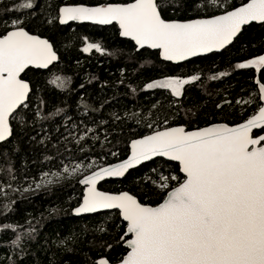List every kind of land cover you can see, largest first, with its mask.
<instances>
[{
  "label": "trees",
  "instance_id": "1",
  "mask_svg": "<svg viewBox=\"0 0 264 264\" xmlns=\"http://www.w3.org/2000/svg\"><path fill=\"white\" fill-rule=\"evenodd\" d=\"M131 1L31 0L33 7L24 8L20 5L27 0H0V35L19 19L29 34L47 39L57 54L56 63L46 70L27 68L22 73L30 92L10 118L11 137L0 143V264H94L101 258L118 262L126 253L125 223L116 211L74 216L72 209L82 196L79 179L124 159L133 139L170 126L192 130L213 123L234 125L261 105L255 78L264 83V69L235 66L264 55V23L244 26L219 53L171 64L160 60L157 51L136 50L119 37L115 25L58 21L61 6ZM247 1L158 4L163 19L184 21L214 16ZM88 43L100 44L103 51L84 52ZM192 76L199 79L184 85L179 97L168 89L146 87L161 79ZM54 81H63V87ZM77 166L79 171L73 172ZM161 175L183 180L177 164L158 158L98 188L125 191L155 206L165 195L157 187ZM177 183L170 181V186Z\"/></svg>",
  "mask_w": 264,
  "mask_h": 264
},
{
  "label": "snow or ice",
  "instance_id": "2",
  "mask_svg": "<svg viewBox=\"0 0 264 264\" xmlns=\"http://www.w3.org/2000/svg\"><path fill=\"white\" fill-rule=\"evenodd\" d=\"M212 4L223 6L221 0H212ZM20 7L32 8L33 3L27 0ZM159 7L158 0L62 7L59 22L116 21L121 36L130 37L139 48L160 49L164 60L177 62L218 51L232 43L242 25L264 22V0H248L222 15L188 22L166 21ZM11 25L12 30L0 35V142L11 135L9 118L28 96L29 85L20 74L30 65L47 68L57 59L47 39L29 34L19 19L12 20ZM93 49L103 51L98 43H88L83 51ZM235 67L260 71L264 69V55ZM198 79L167 78L146 87L170 89L172 95L180 96L184 85ZM54 83L63 87V81ZM259 92L264 100V83L259 84ZM253 129L264 131V106L234 127L222 124L191 132L174 127L134 140L126 160L102 167L79 181L87 188L74 212L120 210L131 234L127 240L130 251L120 264H264V135H253ZM157 156L178 161L184 178L161 175L157 187L165 195L156 206L141 203L128 192L113 195L97 190V182L105 177L124 176L129 169ZM76 171L79 166L73 169ZM170 181L178 183L170 186ZM18 241L19 237L14 243ZM94 264L110 262L101 258Z\"/></svg>",
  "mask_w": 264,
  "mask_h": 264
},
{
  "label": "water",
  "instance_id": "3",
  "mask_svg": "<svg viewBox=\"0 0 264 264\" xmlns=\"http://www.w3.org/2000/svg\"><path fill=\"white\" fill-rule=\"evenodd\" d=\"M132 2H133V1L128 2V3H123V4H122V3H102V4L95 5V6H86V5H79V4H77V5H65V6H61L60 8H62V7H79V6H83V7H105V6H109V5H124V4H129V3H132ZM247 2H248V1H247ZM247 2H245V3H247ZM245 3H244V4H245ZM242 5H243V4H242ZM242 5H240V6H238V7H241ZM238 7H235V8H238ZM60 8H59V10H60ZM235 8H233V9H231V10H228V11H232V10H234ZM59 10H58V21H59V17H60V12H59ZM226 12H227V11H226ZM224 13H225V12L220 13V14H217V15H214V16L222 15V14H224ZM214 16L204 17V18H195V19H208V18H212V17H214ZM195 19L184 20V21H178V20H166V21L188 22V21L195 20ZM59 23H60V22H59ZM71 23H73V24H83V23H86V24H92V25H97V26H110V25H115L116 28H117V30H118V35H119V37L122 38V39H127V40L131 41V42L133 43V45L135 46L136 50L148 49V50H150V51H157L160 60L165 61V62H169V63H171V64H180V63L186 62V61L191 60V59H194V58H198V57H202V56H207V55L212 54V53H219V52L223 51L225 48H227L229 45L232 44V43H230V44L226 45L224 48H222V49H220V50H218V51H213V52H209V53H202V54L197 55V56H191V57H189L187 60H183V61H179V62H177V61H167V60H164V59H163V57H162V55H161V50H160V49H153V48H149V47H147V46H145L144 48H139V46L136 45L135 41H133L130 37H124V36H121V35H120L121 29H120L119 24H118L116 21H113V22L110 23V24H99V23H95V22H93V21H91V20H69V21H68L67 23H65V24H71ZM251 23L261 24V23H264V22L253 21V22H250L249 24H251ZM249 24L242 25L241 30H242V28H243L244 26H247V25H249ZM11 30H12V29H11ZM240 32H241V31H240ZM240 32H239V33H240ZM239 33L237 34V36L239 35ZM31 35H33V34H31ZM34 36H37V35H34ZM237 36H236V37H237ZM37 37H39V36H37ZM236 37H235V38H236ZM39 38H41V37H39ZM235 38H234V39H235ZM41 39H45V38H41ZM234 39H233V41H234ZM233 41H232V42H233ZM49 43H50V42H49ZM53 50H54V49H53ZM56 61H57V59H56L55 61H53V62H52L47 68H49V67L52 66L54 63H56ZM28 68L38 69V68H36L35 66H31V65H30ZM47 68H40L39 70H46ZM25 70H26V69H25ZM25 70H24V71H25ZM22 73H23V72H22ZM22 73L20 74V77H21ZM24 81H25V80H24ZM25 82H26V81H25ZM26 83H27V82H26ZM255 83H256V85H257V90H258V92H259V84H260V83H258L257 78H255ZM28 85H29V84H28ZM29 92H30V86H29ZM29 92H28V94H29ZM27 97H28V96H27ZM259 99H260V92H259ZM26 100H27V98L25 99L24 103L26 102ZM260 103H261L260 106H264V100H261V99H260ZM18 108H19V107H18ZM18 108H17V109H18ZM17 109H16V110H17ZM257 110H258V109H257ZM257 110H256V112H257ZM15 112H16V111H15ZM256 112H255L254 114H252V115H255ZM13 114H14V113H13ZM252 115H251V116H252ZM251 116H249L248 118H246L244 121H242V122H240V123H237V124H234V125H228V124H226V125H228L229 127H234V126H236V125H238V124H241V123L246 122V120L249 119ZM10 118H11V117H10ZM10 118H9V122H10ZM222 124H225V123H213V124H209V125H207V126H203V127H200V128H197V129H192V130H186L183 126H170V127L162 128V129H160V130H156V131H163V130L170 129V128H174V127H183V128L185 129L186 132H191V131H197V130L204 129V128H207V127H212V126H217V125H222ZM9 126H10V123H9ZM10 128H11V127H10ZM154 132H155V131H153V132H151V133H149V134H146V135L153 134ZM252 132H253V133H254V132H259V133L256 134V135H264V131H262L261 129H253ZM146 135H144V136H146ZM144 136H141V137H139V138L133 139V140H131V141L129 142V144H128V154H127V156H126L124 159H122V160H120V161H117V162L110 163V164H105V165L99 166V167H97L96 169L92 170L91 172L98 171V170H99L100 168H102V167H107V166H110V165L119 164V163H121L122 161L126 160V159L130 156V154H131V143H132V141H134V140H138V139H141V138H143ZM10 137H11V135L8 136L7 139L4 140L3 142L7 141ZM0 143H2V142H0ZM158 158L163 159V160H166V161H169V162H173V163L177 164V166H178V170L180 169V165H179V162H178V161H170V160H168L167 157L157 156V157H153L151 160L144 161V162H142L141 164H139V165H137V166H135V167H133V168H131V169H129V170H132V169H134V168H136V167H138V166H140V165H142V164H144V163L150 162V161L155 160V159H158ZM129 170H128V171H129ZM128 171H127V172H128ZM91 172H89V173L83 175V176L79 179V181H80L84 176L91 174ZM127 172H126V173H127ZM126 173H125V174H126ZM179 173H180V174L182 175V177L184 178V174L181 173L180 171H179ZM125 174H124V175H125ZM122 177H123V176H120V177H116V176L105 177L103 180L97 182L96 188H97L98 191L106 192V191H102V190H100V189L98 188L99 184H101L103 181H106V180L120 179V178H122ZM79 181H78V183H79ZM79 185H80V187L82 188V196H81V199H80L79 204H78L76 207H74V208L72 209V214H73L74 216H82V215L94 214V213H99V212L116 211V212L118 213V215H119V218L125 223L124 237H126L127 239H126V240L124 241V243H123V246L126 248V253L123 255V257H124V256L127 254V252L130 251V249H129L128 246H127V240L131 238V234H130V233H127V222L123 220V218H122V216H121V214H120V210H119V209H114V208H113V209H99L98 211H96V212H92V213H81V214H79V215L75 214L74 209H76L77 207H79L80 204L83 202V197H84V195H85V193H86V188H87V186H85V185H83V184H80V183H79ZM121 192H125V191H121ZM121 192H118V193L106 192V193L113 194V195H118V194H120ZM162 200H163V199H162ZM162 200H161V202H162ZM161 202H159V203H161ZM155 206H156V205H155ZM123 257H122V258H123ZM122 258H121V259H122ZM114 264H120V260H119L118 262L114 263Z\"/></svg>",
  "mask_w": 264,
  "mask_h": 264
},
{
  "label": "rangeland",
  "instance_id": "4",
  "mask_svg": "<svg viewBox=\"0 0 264 264\" xmlns=\"http://www.w3.org/2000/svg\"><path fill=\"white\" fill-rule=\"evenodd\" d=\"M245 62H247V61H245ZM245 62H243V63H245ZM161 80H164V79H161ZM188 80H191V78H188ZM157 81H159V80H157ZM170 92H171V90L170 89H168ZM181 91H182V89H181ZM172 94V93H171ZM175 97H179V96H175Z\"/></svg>",
  "mask_w": 264,
  "mask_h": 264
}]
</instances>
